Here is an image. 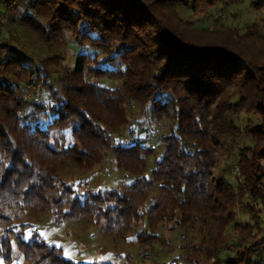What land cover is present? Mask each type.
<instances>
[{
	"label": "trees",
	"instance_id": "16d2710c",
	"mask_svg": "<svg viewBox=\"0 0 264 264\" xmlns=\"http://www.w3.org/2000/svg\"><path fill=\"white\" fill-rule=\"evenodd\" d=\"M233 1L0 0V16L30 29L51 49L39 61L24 44L21 50L9 49L11 36L0 21L4 262L12 260L14 244L28 264H77L62 247L36 232L26 236V226L16 225L17 211L27 208L51 210L56 221L88 216L121 235L147 224L136 234L140 245L161 242L158 230L168 224L180 233L184 254L156 264H200L205 258L215 259L212 264L259 262L257 251L264 249V29L258 21L244 31L224 23L198 28L180 10L198 16ZM249 6L264 14V0H249ZM60 37L65 47L72 41L80 48L73 66H64L66 54L53 49ZM29 85L45 89L46 99H27ZM132 105L139 107L143 123L146 116L156 123L161 155L154 145L115 136L119 125L133 128L137 122L127 114ZM59 130L70 131L77 141L62 144ZM243 138L250 142L241 144ZM227 148L237 149L236 181L218 170ZM110 154L119 169L134 175L131 182L81 194L60 180L64 159L92 168ZM124 258L123 264H139L129 254Z\"/></svg>",
	"mask_w": 264,
	"mask_h": 264
},
{
	"label": "rangeland",
	"instance_id": "374dc122",
	"mask_svg": "<svg viewBox=\"0 0 264 264\" xmlns=\"http://www.w3.org/2000/svg\"><path fill=\"white\" fill-rule=\"evenodd\" d=\"M2 10L3 5L0 4V12ZM180 10L183 18L192 20L193 24L198 28L206 26L220 27V24L224 23L226 25L237 26L241 31H244L253 21H258L262 24L264 29V14H258L254 11L249 6V0H234L231 4L220 3L218 7L210 9L205 14H200L198 16H191L185 7H181ZM11 19L2 14L0 16V21L6 24L3 28L8 31L11 36V39L8 37V39L12 40L9 49L15 48L16 50H21V46L24 44L28 47L29 55L32 56L34 60H44L51 52L49 46L42 43L43 41L39 40L37 35L30 31V29L15 27L10 22ZM7 35L8 34H6V36ZM65 41V37H60L52 43L55 47H53V49L55 51L60 50L66 54V58H61V62L64 66H73L75 55L80 48L72 41L65 47ZM6 54V51H3V55ZM100 82L111 87L115 86L111 79H101ZM28 87L29 89L26 93L27 99L32 100L33 98H37L40 101L46 99L44 98L45 89L41 90L39 87L33 85H29ZM139 110V107L136 105L127 107V114L132 119H136L137 122L133 124V128H130L126 123L119 125L114 131V134L123 142L130 139L129 142L131 143L138 142L141 144L154 145L156 147V153L161 155L164 147L162 141L159 139L160 133L156 128H153L156 123H150L151 118H149V116H146L143 123L142 117L138 114ZM244 119L245 116L243 115L242 118L239 119V122L241 123ZM245 123L246 121L241 125L245 126ZM56 135L62 144L68 145L77 141V138L72 137L71 132L68 130H59L56 132ZM243 142L248 144L250 141L248 138H243L241 144H244ZM226 150L220 153V165L218 170L219 173H224L227 177L229 176L232 181H236L238 166L232 159L237 153V149L227 148ZM152 165L153 162L150 169L153 167ZM150 169L146 173L147 176L151 175ZM225 169L227 172L224 171ZM59 175L63 183L74 186L77 193L81 194L102 189H113L124 183L131 182L134 179L133 174H129L116 166V157L111 154L100 164L92 168L81 166L75 163L71 158H66L63 160ZM154 193H156V189H154L151 194ZM17 214L18 219H16L15 223L16 225L23 224L26 226V236H30L35 232L38 233L39 236L47 242L62 247L64 254L75 260L77 264H123L124 261L127 260V258L124 257L128 254L134 263H168L171 256L177 255L178 253L184 254V252H179L181 250L179 248L181 246L180 244H184L180 233L169 228L168 224L163 225L158 230V234L162 238L161 242L160 240H155L151 243L140 245L136 241V234L141 231L142 228L147 230V224H143L141 227L131 232L127 231L124 235H121L116 232L105 231L102 229L101 223H96L88 216L78 215L76 217H67L56 221L51 210L38 212L31 208L17 211ZM193 233H190V236H192ZM193 236L199 237L200 234L195 232ZM191 244V242L189 244L185 243V248H190ZM13 248L14 254L12 260L10 262H4V260L0 258V264H28L21 250L14 244ZM171 249H173V251H171ZM183 250L184 249L181 251ZM205 251H207V249H205ZM232 255L233 251L228 253V256ZM256 260L259 261L256 264H264L263 247L257 251ZM214 261L215 259L205 258L200 264H212ZM184 263L187 264L186 260H184Z\"/></svg>",
	"mask_w": 264,
	"mask_h": 264
}]
</instances>
